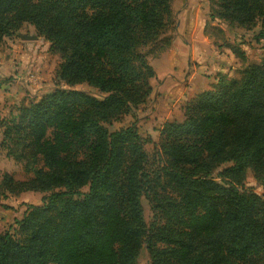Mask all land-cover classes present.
<instances>
[{
    "label": "trees",
    "instance_id": "16d2710c",
    "mask_svg": "<svg viewBox=\"0 0 264 264\" xmlns=\"http://www.w3.org/2000/svg\"><path fill=\"white\" fill-rule=\"evenodd\" d=\"M172 2L0 0V44L29 24L60 55L61 81L104 95L57 90L2 123L32 177L0 173V196H45L0 234V264H137L143 247L149 264H264V196L243 185L250 170L264 187V61L199 94L152 157L136 124L106 127L150 98L145 49L172 24ZM215 5L212 20L260 24L264 39V0Z\"/></svg>",
    "mask_w": 264,
    "mask_h": 264
},
{
    "label": "rangeland",
    "instance_id": "374dc122",
    "mask_svg": "<svg viewBox=\"0 0 264 264\" xmlns=\"http://www.w3.org/2000/svg\"><path fill=\"white\" fill-rule=\"evenodd\" d=\"M204 9L210 18V14L216 9L215 0H206ZM172 12V24L169 25L160 41L155 46L145 49L148 62L156 74L151 80L153 91L150 98L123 119L114 122L112 126H106L110 132H113L136 124L140 135L151 140L144 146L150 157L155 153V146L160 141V133L164 125L170 122H183L185 108L195 102L198 96L186 94L192 87V83L186 77L191 75L186 67L187 57L191 60V56L188 48L182 43L179 45L184 52L182 65L180 67L177 63L171 65L175 60L174 53L180 52V47L173 46L178 28L177 16L175 11L172 10ZM221 23L229 27L226 32L219 27L208 25L206 35L214 44L213 50L219 53L229 52L233 59L229 72L233 74H218L214 84H217L222 77L228 81L239 79L248 67L262 65L264 61V39L260 38V24L247 31ZM23 36L34 39L26 41L22 39ZM50 46V43L40 37L35 28L29 24H24L15 35L5 38L0 44V96L11 95V100L6 99L4 106L3 100L0 101V173L10 174L17 181H27L32 174L25 171L24 162L16 161L8 155L7 145L4 144L2 123L17 118L21 107L30 106L57 90L78 91L98 100L104 98L103 94L86 84L69 87L61 81L58 76L60 55L51 52ZM2 69L5 72L1 71ZM175 100L178 101L177 105L172 102ZM229 166V164L224 165L218 171ZM243 185L258 196H264V187L257 183L252 171H247ZM84 191L86 192L87 189ZM44 196L45 194L40 193L8 195L6 199L0 196V234L5 232L14 234L15 221L23 219L29 206H42ZM142 206L145 221L150 224L153 215L145 198L142 199ZM149 262V253L146 247H143L137 258V264H149Z\"/></svg>",
    "mask_w": 264,
    "mask_h": 264
},
{
    "label": "crops",
    "instance_id": "0c3cea01",
    "mask_svg": "<svg viewBox=\"0 0 264 264\" xmlns=\"http://www.w3.org/2000/svg\"><path fill=\"white\" fill-rule=\"evenodd\" d=\"M205 3L206 0H173L171 5L177 16L178 28L173 46L180 47V52L174 53L175 60L170 63L171 65L177 63L180 67L184 59V52L181 51L182 47L179 45L182 43L184 47L188 48L191 60L187 57L186 67L191 75L186 77L192 83V87L189 88L186 94L193 97L211 89L216 82L217 75L230 73V67L233 65H231L233 59L229 52L219 53L213 50L215 48L214 44L206 35L208 25L219 27L225 32L229 27H226L220 21H212L207 16L206 9H204ZM1 71L5 72L4 69ZM176 91L179 93L178 89ZM4 95L0 96V101L3 100V106L6 99L11 100V95ZM174 95L176 94L174 93ZM172 102L175 105L178 103L176 100Z\"/></svg>",
    "mask_w": 264,
    "mask_h": 264
},
{
    "label": "water",
    "instance_id": "95a60500",
    "mask_svg": "<svg viewBox=\"0 0 264 264\" xmlns=\"http://www.w3.org/2000/svg\"><path fill=\"white\" fill-rule=\"evenodd\" d=\"M22 39H23V40H26V41H29V40H33L34 38L23 36Z\"/></svg>",
    "mask_w": 264,
    "mask_h": 264
}]
</instances>
